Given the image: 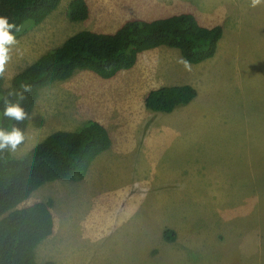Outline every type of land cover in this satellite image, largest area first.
<instances>
[{
	"label": "rangeland",
	"instance_id": "1",
	"mask_svg": "<svg viewBox=\"0 0 264 264\" xmlns=\"http://www.w3.org/2000/svg\"><path fill=\"white\" fill-rule=\"evenodd\" d=\"M73 1L9 45L6 87L76 33H113L129 19L189 12L205 26L222 25L224 38L201 64L160 47L112 79L78 71L41 91L33 119L43 124L31 121L15 158L90 121L107 128L112 145L83 181L48 183L21 205L54 204L55 231L38 247V261L264 264V0L255 7L252 0H84L89 16L81 21L70 17ZM175 85L194 86L197 99L171 114L146 108L150 91ZM214 128L231 134L224 141L207 132Z\"/></svg>",
	"mask_w": 264,
	"mask_h": 264
},
{
	"label": "trees",
	"instance_id": "2",
	"mask_svg": "<svg viewBox=\"0 0 264 264\" xmlns=\"http://www.w3.org/2000/svg\"><path fill=\"white\" fill-rule=\"evenodd\" d=\"M62 1L0 0V16L16 25L9 33L18 39L42 24ZM88 16L84 0L71 3L70 17L74 21ZM223 38L222 25L205 26L189 12L154 20L129 19L113 33L80 31L18 73L8 87L4 76H0V130L19 128L25 139L17 148L24 146L31 121L38 126L43 124L42 118L33 119L41 91L69 80L78 71L112 79L133 69L143 53L160 47L176 49L187 63L197 65L216 57ZM10 44L5 47L8 49ZM197 97L198 90L192 85L165 86L150 91L145 106L152 112L171 114L189 106ZM6 101L19 104L25 118L18 121L5 116ZM111 145L107 128L90 121L75 131L52 133L21 158H15L10 148L0 150V264H56L40 263L36 252L54 234L53 201L21 205L48 183L83 181ZM164 235L169 239L168 232Z\"/></svg>",
	"mask_w": 264,
	"mask_h": 264
},
{
	"label": "clouds",
	"instance_id": "3",
	"mask_svg": "<svg viewBox=\"0 0 264 264\" xmlns=\"http://www.w3.org/2000/svg\"><path fill=\"white\" fill-rule=\"evenodd\" d=\"M260 3L261 0H252L253 7ZM14 27H16V25L9 23L7 17L0 16V76L4 75L5 65L10 58L8 55L9 50L5 45L16 42L15 36L9 33V29ZM28 90V86H25V91ZM5 103L7 104L4 112L5 116L15 118L18 121L25 118L26 113L19 104H10L7 101ZM24 139V133L19 128L13 127L10 132L0 130V150H4L5 148L15 150Z\"/></svg>",
	"mask_w": 264,
	"mask_h": 264
},
{
	"label": "crops",
	"instance_id": "4",
	"mask_svg": "<svg viewBox=\"0 0 264 264\" xmlns=\"http://www.w3.org/2000/svg\"><path fill=\"white\" fill-rule=\"evenodd\" d=\"M134 127V126H133ZM133 127H131V128H133ZM152 128H155V129H158L159 128V126H152ZM131 130V129H130ZM147 130H149V126L147 127ZM226 129H222V130H219L218 128L216 129V128H214V129H211V130H207V132L208 133H211V132H217V133H219V134H222L223 136H222V138L224 139V141H225V138H227V137H229V135L231 134V132H227V131H225ZM227 133V134H226ZM226 134V136H224ZM202 143V142H201ZM153 149V146H151V150ZM152 155H154V153H152Z\"/></svg>",
	"mask_w": 264,
	"mask_h": 264
}]
</instances>
